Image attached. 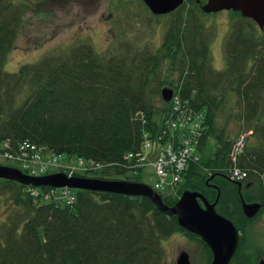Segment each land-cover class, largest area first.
<instances>
[{"label":"trees","instance_id":"trees-1","mask_svg":"<svg viewBox=\"0 0 264 264\" xmlns=\"http://www.w3.org/2000/svg\"><path fill=\"white\" fill-rule=\"evenodd\" d=\"M15 3L0 0V144L9 139L14 145L28 138L54 152L113 162L97 177L141 180L139 174L124 175L137 158L128 160L127 153L143 150L144 124L137 113H147L154 134L164 112L171 121L186 114L192 125L202 127L197 150L202 153L211 135L217 138L218 147L209 157L191 162L181 185L161 192L162 196L174 204L185 190L192 189L203 192L210 201L216 199V189L207 182L225 185L222 175L235 164L230 158L234 142L217 125L224 95L216 92L217 83L210 81L213 69L208 67L207 38L202 25L192 23L194 11H186L184 4L173 12L175 27L166 35L164 50L154 54L106 55L91 45H82L67 55H47L8 72L3 64L14 46L23 14L21 9L11 12ZM243 34L244 29L237 25L231 65L240 73L242 97L256 101L247 105L242 128H254L264 135V112L260 113L258 106L259 89L264 88V39L261 50L257 37L245 38ZM189 45L193 47L189 49ZM165 56L182 59L184 65L179 82H171L178 96L173 102H166L160 89L152 85L159 80ZM251 57L255 65L246 75L247 58ZM159 81L158 87L168 84ZM158 94L161 105L156 104ZM177 102L181 104L175 109ZM236 164L248 169L251 180L264 185V145L256 148L246 144ZM24 187L18 181L0 178V195L12 198L9 221L2 222L9 230L3 248H10L12 264H163L165 239L177 230L199 238L211 253L205 264L211 260L212 250L205 240L180 225L177 215L161 210L149 196L78 189L76 200L68 203L33 197ZM222 189L216 208L237 223L241 201L227 198ZM246 235L241 236V249Z\"/></svg>","mask_w":264,"mask_h":264},{"label":"rangeland","instance_id":"rangeland-1","mask_svg":"<svg viewBox=\"0 0 264 264\" xmlns=\"http://www.w3.org/2000/svg\"><path fill=\"white\" fill-rule=\"evenodd\" d=\"M12 1L16 2V5L11 6V12L21 9L23 14L14 46L8 51L3 64V68L8 72L18 71L25 64L35 63L47 55H67L70 50L82 45H91L95 50L106 55L128 53L130 56L136 54L143 57L145 54L164 50L166 35L171 28L175 27L173 24L175 13L171 12L164 17L156 16L143 0ZM196 1L187 0L185 8L186 11H194L196 14V17L192 18V23L202 25L210 57L208 67L211 66L210 68L213 69L210 73L211 80H209L217 83L218 87L215 91L224 95V104L218 113L217 125L220 130L225 129L226 138L231 142L243 135L245 136L243 146L251 144L252 147L258 148L264 145V135L255 131L254 128L250 130L242 128L246 107L255 98L247 99L240 94L238 90L240 73L233 71L231 60L235 53L233 41L237 25L244 29L245 38L257 37L255 39L261 50L264 31L253 20L238 16L233 11L204 13ZM192 47L189 45L188 48ZM181 60H171L165 56L160 65L159 80L168 82L166 85L169 87L174 86L171 82L177 84L184 71ZM254 65L255 59L247 58L246 75L253 71ZM218 75H222L221 79H217ZM159 80L156 78L152 85L155 90L161 91L162 87H158ZM259 91V98L261 97L258 101L259 112L263 113L264 88ZM25 94L26 91L23 92V96ZM156 104H163L159 94L156 96ZM217 147L218 140L211 135L202 151V157H209ZM0 163L12 162L4 159L0 154ZM100 173L98 171L90 174ZM137 176L150 185H154L159 177L153 165L144 167ZM72 191L77 193L75 188H72ZM0 196V248H3L7 242L6 233H9V230L3 227L2 222L7 221L9 217L6 213L10 210L12 198L5 196L2 192ZM246 233L245 245L242 249V246L238 248L235 262L241 260V257L244 258L246 253L253 262H256L258 250L264 253V212L251 223ZM165 246L167 254L163 264H177L176 260L181 250H187L190 253L191 264H205L211 255L210 250L199 238L182 230H177L165 239Z\"/></svg>","mask_w":264,"mask_h":264},{"label":"water","instance_id":"water-1","mask_svg":"<svg viewBox=\"0 0 264 264\" xmlns=\"http://www.w3.org/2000/svg\"><path fill=\"white\" fill-rule=\"evenodd\" d=\"M155 15H165L177 10L185 0H144ZM206 13L223 10L240 12L243 17L253 19L264 30V0H207L202 4ZM174 89L162 88V96L170 100ZM0 177L36 185H69L90 190L119 192L129 195L149 196L157 206L169 213L177 215L178 222L188 230L199 234L211 247L213 259L210 264H229L239 244V230L233 220L216 209L218 198L211 202L206 196L192 189L185 190L174 204L165 202L163 196L150 184L143 181L100 178L94 176H69L63 171L42 176H30L20 168L0 163ZM202 199L204 205L201 203ZM259 202L243 200V207L248 216L255 215L261 208ZM177 264H191V256L187 250H181ZM73 264V263H68ZM258 264H264L262 258Z\"/></svg>","mask_w":264,"mask_h":264},{"label":"built area","instance_id":"built-area-1","mask_svg":"<svg viewBox=\"0 0 264 264\" xmlns=\"http://www.w3.org/2000/svg\"><path fill=\"white\" fill-rule=\"evenodd\" d=\"M181 103L177 102L175 104V109L179 108ZM190 116H183L181 120L168 119L166 121L165 132H171L172 134L177 130H184L183 136L179 138V142L174 140V143H170L164 150L159 152L158 156L154 160V165L156 166L157 172L160 176L158 182H156L157 187H161L169 179L171 181H178L181 178L183 170L186 168L189 157L192 152V141L199 132L198 123L192 125L190 121ZM200 126V124H199ZM146 148L151 146V141L146 134ZM180 143V144H178ZM9 145V143H6ZM177 144V147L175 146ZM5 155L9 158L17 160L29 173L31 174H41L45 172L50 167L54 166H65L70 174H74L78 171H86L92 168L101 166V162H98L92 158H78L77 160L63 164L60 161L61 155L54 153H48L44 147L38 146L37 144L24 140L20 143L19 148L16 152L6 151ZM141 161L150 160L148 154H144L139 158ZM245 172L241 171L239 168H235L233 175L236 177H242ZM33 194H39L40 192L35 189H31ZM55 190H51L44 193V196L50 197L55 194ZM62 193L69 198V200L74 199V195L70 190H63Z\"/></svg>","mask_w":264,"mask_h":264},{"label":"flooded vegetation","instance_id":"flooded-vegetation-1","mask_svg":"<svg viewBox=\"0 0 264 264\" xmlns=\"http://www.w3.org/2000/svg\"><path fill=\"white\" fill-rule=\"evenodd\" d=\"M222 177L225 178V185H218L215 182L208 181L207 185L213 189H216V198H218V202L222 196L223 189L226 191L227 198L229 199H240L241 201V209L242 211L237 215L238 222L236 223L239 231H240V241L241 236H243L250 228L251 223L255 221L262 213L264 212V185L255 180H251L249 177H246L242 180H235L230 175L224 174ZM243 200L247 202H259L261 203L260 210L253 216H248L243 207ZM231 204V203H230ZM12 206L10 205V208ZM7 215V213H6ZM8 216V215H7ZM1 222V221H0ZM238 223L240 226H238ZM1 224V223H0ZM247 234V233H246ZM246 252V251H245ZM248 252V251H247ZM244 253V252H243ZM242 253V256H243ZM249 253V252H248ZM257 260L253 262L248 254H245V257L235 262V256L231 260L229 264H258L259 261L264 258V253L258 250L257 252ZM12 264V254L10 252V248L5 250L4 248H0V264Z\"/></svg>","mask_w":264,"mask_h":264}]
</instances>
